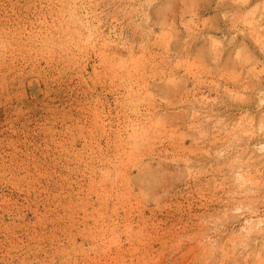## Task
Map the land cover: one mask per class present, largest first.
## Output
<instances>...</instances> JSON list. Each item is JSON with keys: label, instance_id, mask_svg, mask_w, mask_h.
<instances>
[{"label": "rangeland", "instance_id": "374dc122", "mask_svg": "<svg viewBox=\"0 0 264 264\" xmlns=\"http://www.w3.org/2000/svg\"><path fill=\"white\" fill-rule=\"evenodd\" d=\"M0 264H264V0H0Z\"/></svg>", "mask_w": 264, "mask_h": 264}, {"label": "bare ground", "instance_id": "6f19581e", "mask_svg": "<svg viewBox=\"0 0 264 264\" xmlns=\"http://www.w3.org/2000/svg\"><path fill=\"white\" fill-rule=\"evenodd\" d=\"M76 14V13H75ZM250 222V221H249ZM260 223H259V225L261 224V222H262V220L261 221H259ZM253 224V223H252ZM252 226V225H251Z\"/></svg>", "mask_w": 264, "mask_h": 264}]
</instances>
